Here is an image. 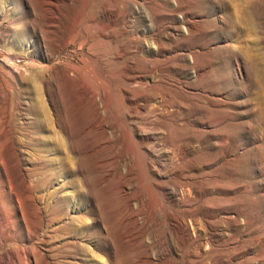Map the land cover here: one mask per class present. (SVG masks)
<instances>
[{"label":"rangeland","instance_id":"1","mask_svg":"<svg viewBox=\"0 0 264 264\" xmlns=\"http://www.w3.org/2000/svg\"><path fill=\"white\" fill-rule=\"evenodd\" d=\"M38 86L74 158L52 165L61 205L41 229L23 172L61 153L27 142ZM2 225L34 264H264V0H0Z\"/></svg>","mask_w":264,"mask_h":264},{"label":"bare ground","instance_id":"2","mask_svg":"<svg viewBox=\"0 0 264 264\" xmlns=\"http://www.w3.org/2000/svg\"><path fill=\"white\" fill-rule=\"evenodd\" d=\"M71 33V32H70ZM107 38V37H106ZM101 41H105L107 42L108 44L109 43H113L112 41V38L109 37L108 39H105V38H102ZM86 42V40H83L82 42V45H84ZM91 50H93V48H91ZM112 51V50H111ZM94 52V51H93ZM113 52V51H112ZM114 53V52H113ZM100 55V54H99ZM99 55H94V53H90L88 52L87 53V56L85 57V66L83 67V82L84 85H85V88H88L89 89V84L87 83V78L91 75L94 74L95 70H98L99 71V68L101 66V61H102V57L99 58L98 56ZM120 55V54H119ZM126 53L122 54L121 56H125ZM103 62V61H102ZM91 63V64H90ZM95 64V70L93 69L92 66H94ZM43 76V75H42ZM141 78V77H140ZM145 78V77H144ZM144 82L143 79L142 81H140V84L141 85H144ZM126 87V86H125ZM127 88L129 89L130 87L127 86ZM42 88H40L38 86L37 88V97L35 99V101H32L31 102V110L33 111L32 113H35L37 116L34 118L33 121L29 122L27 124V127H30L32 129V131L30 133H28L26 135V139L28 140V144H31V145H38V146H41L42 149L44 148L45 151L47 152H52L53 150H55V147H53L52 145H58V148L57 150H59V153H61L60 156L58 157H53V158H47L44 160L42 164V170L44 172L43 174V177L42 179L40 180H32L31 179V172L35 169V168H31V169H26L24 170L23 172V181H24V185L25 187L30 190L32 192V194L30 195L31 197H29L31 200L34 201L35 205L37 206V209H38V225H39V229L42 228V226L44 224H47V223H50L52 221L55 220L56 215H54L52 213V209L56 206H60L61 204V200L59 201V199L57 200L56 198H54V193L55 191H52V190H49L47 189L50 184L52 183V179H53V176H54V173H53V170H52V165L53 164H58L60 165V167L63 169V173H71L73 172V166H72V163L74 162V158H72V156L69 154L67 148H68V145H69V138L65 137L64 135L61 134L60 131L56 130L55 127H54V123H56L57 121H60L61 122V119L58 117H55L53 116L52 112L50 111V109L48 108V105H47V102L43 96V92L41 90ZM166 90H169V89H166ZM96 91V94L99 95L98 91ZM170 91V90H169ZM162 92H165V91H162ZM167 93V92H165ZM169 93V92H168ZM118 98V97H117ZM170 98L172 99V104L171 106H173V102H174V98L170 92ZM166 100L164 98V96L161 97V100H160V103L157 102L155 104H152V109H157L159 107L158 104H160V106L162 107V110H163V114L165 116L168 115V109H167V105H166ZM104 105L105 107L109 108L110 107V100L105 97L104 98ZM122 106H124V109L122 111V115L120 117H118L117 119H121L120 121L123 122L126 126V128L131 131V123L132 121H129L128 120V115L132 112H139L140 109L143 108V105H141L139 102H138V99L137 98H131V102L130 104L127 103V101H122ZM170 106V105H169ZM170 106V107H171ZM121 107V106H120ZM119 107V109H120ZM145 107V106H144ZM172 112H176V114H179V109H173ZM171 112V113H172ZM132 115V114H131ZM134 115V114H133ZM136 117V116H135ZM167 119H169L167 117ZM170 120V119H169ZM167 121L168 123H171L173 124L172 121ZM174 120V119H173ZM145 122V121H144ZM26 124V123H25ZM143 124V122H142ZM102 127H105V124L103 123L102 124ZM125 133V132H124ZM127 138V137H126ZM8 142H10L11 144L14 143L13 147H14V151H15V154L18 155V152H20L19 148L17 147V144H22L23 143V140L22 138H20L19 136H9V138L7 139ZM128 141V140H127ZM141 146V145H139ZM139 150H141V156H142V159L144 157L145 159V162L148 160V156H149V153H147L146 151H144V149L142 147H139ZM19 156V155H18ZM29 157V156H28ZM151 159V158H150ZM26 160L28 161L29 159L26 158ZM25 160V161H26ZM30 161V160H29ZM34 161V160H33ZM150 161V160H149ZM150 163V162H149ZM142 164V163H141ZM68 165L70 167H68ZM41 174V173H40ZM36 175V174H35ZM71 182V181H70ZM73 182L78 185L79 190H78V193L80 194V196H82V199H85V191L84 189L81 188L80 186V183H79V180L75 179L73 180ZM69 183V181H66L63 185V186H66L67 184ZM74 184V185H75ZM61 187V188H62ZM47 189V192L42 194V190L43 189ZM183 190V189H182ZM185 191V190H183ZM182 191V192H183ZM41 192V193H40ZM61 199H65V200H68L69 197L64 195L62 196ZM85 201V200H83ZM55 205V206H54ZM54 206V207H53ZM64 208V207H63ZM58 209V208H57ZM61 210V209H60ZM63 210V209H62ZM8 214H9V218H10V222L9 223L10 225H15V223L17 222V219L15 217V214L13 211H9L8 210ZM58 212V211H57ZM63 212V211H62ZM64 213V212H63ZM65 214V213H64ZM60 215V214H59ZM64 216V215H63ZM64 218V217H63ZM60 219V218H58ZM63 220V219H62ZM61 220V221H62ZM57 221V219H56ZM60 221V220H59ZM53 223V222H52ZM68 222H65L60 228L61 229H68L67 226L69 224H67ZM67 224V226H66ZM52 225V224H50ZM53 226V225H52ZM51 226V227H52ZM88 226V225H87ZM9 227V225H8ZM75 227V226H74ZM5 226L2 225L0 227V254L2 253L3 249L6 247V246H11L13 247L14 250L10 249L11 251H14L12 257L9 256V261L8 262H2L3 260L1 259V256H0V262L1 264H34L33 260L31 261L27 256H23L21 254V249L20 248V245L17 243H14L12 242V240L16 239L14 234H9V235H5ZM55 228V227H54ZM11 229H14V226L11 227ZM46 229V228H45ZM80 229V228H79ZM75 230V229H74ZM73 231V230H72ZM17 232V230H16ZM49 232V231H48ZM47 232V233H48ZM69 232V231H68ZM46 233V234H47ZM62 233V232H61ZM71 233V232H69ZM16 234V233H15ZM35 234V233H34ZM20 235V234H19ZM37 235V234H36ZM43 235V234H42ZM45 235V234H44ZM53 235V234H51ZM72 235V234H71ZM46 236V235H45ZM30 237V235H29ZM53 237V236H52ZM25 238V237H24ZM45 238V237H44ZM58 238V237H57ZM6 239L10 240L9 243L5 244V241ZM26 239V238H25ZM39 239V237H38ZM52 239V238H51ZM60 239V237H59ZM18 240V238H17ZM16 240V241H17ZM24 240V239H23ZM22 241V240H21ZM20 241V242H21ZM45 241V240H44ZM22 244V243H21ZM36 245L32 246V250L34 253H38V249L37 247H35ZM82 246V245H81ZM56 248V247H54ZM60 248V247H59ZM58 249V248H56ZM9 250V249H8ZM25 250V249H24ZM31 250V251H32ZM79 250V249H78ZM83 250H85L83 248ZM26 251V250H25ZM58 251V250H56ZM86 251V250H85ZM8 252V251H7ZM32 252V253H33ZM59 252V251H58ZM89 255L93 256L92 254V250H87L86 251ZM60 253V252H59ZM9 255V253H8ZM35 255V254H34ZM36 257V255H35ZM4 259V257H3ZM36 263L39 264L38 262V258L36 257ZM5 260V259H4Z\"/></svg>","mask_w":264,"mask_h":264}]
</instances>
